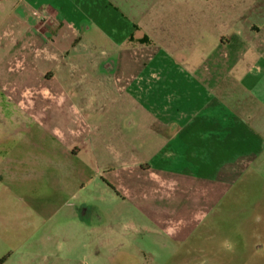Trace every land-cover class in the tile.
<instances>
[{
    "label": "rangeland",
    "instance_id": "obj_1",
    "mask_svg": "<svg viewBox=\"0 0 264 264\" xmlns=\"http://www.w3.org/2000/svg\"><path fill=\"white\" fill-rule=\"evenodd\" d=\"M109 1L124 17L145 14L158 26L192 4L223 14L227 0ZM10 14L0 12V71L25 92L36 76L15 63L31 51L6 35ZM95 33L89 45H106ZM10 89L0 86V264H264V158L224 164L217 154L215 179L154 183L160 171L192 166L176 160L178 149H161L141 111L127 112V96L79 98L62 126L49 127L25 116Z\"/></svg>",
    "mask_w": 264,
    "mask_h": 264
},
{
    "label": "crops",
    "instance_id": "obj_2",
    "mask_svg": "<svg viewBox=\"0 0 264 264\" xmlns=\"http://www.w3.org/2000/svg\"><path fill=\"white\" fill-rule=\"evenodd\" d=\"M222 7L223 14H200L192 4L184 16L157 26L145 14L124 17L109 0H0V12L12 13L6 35L19 36L14 47L31 51L15 63L36 76L31 90L18 92L11 73L0 71V86H10L8 98L25 116H42L49 127L62 126L79 98L127 96V112L141 111L161 149H178L176 160L192 166L160 171L154 183L215 179L210 165L215 168L217 154L224 164L264 158V0H227ZM94 31L106 45L93 39L89 45ZM145 38L149 44L141 43ZM100 68L112 69V76L88 72Z\"/></svg>",
    "mask_w": 264,
    "mask_h": 264
},
{
    "label": "built area",
    "instance_id": "obj_3",
    "mask_svg": "<svg viewBox=\"0 0 264 264\" xmlns=\"http://www.w3.org/2000/svg\"><path fill=\"white\" fill-rule=\"evenodd\" d=\"M28 10L31 11V12H33L35 15L38 14L37 10H35V9L31 8V7H29Z\"/></svg>",
    "mask_w": 264,
    "mask_h": 264
},
{
    "label": "trees",
    "instance_id": "obj_4",
    "mask_svg": "<svg viewBox=\"0 0 264 264\" xmlns=\"http://www.w3.org/2000/svg\"><path fill=\"white\" fill-rule=\"evenodd\" d=\"M142 44H149V40H147L146 38L144 40L141 41ZM114 190V188H112ZM115 191V190H114Z\"/></svg>",
    "mask_w": 264,
    "mask_h": 264
}]
</instances>
